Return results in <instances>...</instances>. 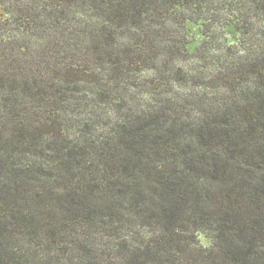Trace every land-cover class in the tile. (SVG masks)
Listing matches in <instances>:
<instances>
[{
  "label": "trees",
  "instance_id": "obj_1",
  "mask_svg": "<svg viewBox=\"0 0 264 264\" xmlns=\"http://www.w3.org/2000/svg\"><path fill=\"white\" fill-rule=\"evenodd\" d=\"M0 9V264H264V0Z\"/></svg>",
  "mask_w": 264,
  "mask_h": 264
},
{
  "label": "rangeland",
  "instance_id": "obj_2",
  "mask_svg": "<svg viewBox=\"0 0 264 264\" xmlns=\"http://www.w3.org/2000/svg\"><path fill=\"white\" fill-rule=\"evenodd\" d=\"M0 14L4 15V12L1 9ZM186 34L189 40V51L191 54H195L196 50L202 46L205 40L201 22H189L187 24ZM225 35L231 44L236 43L242 37L240 31H238L235 26L226 28ZM199 238L202 245L205 247L211 246V240L207 235L200 234Z\"/></svg>",
  "mask_w": 264,
  "mask_h": 264
}]
</instances>
